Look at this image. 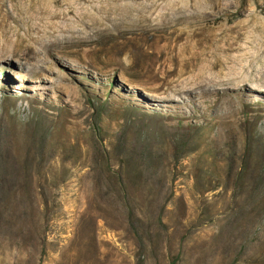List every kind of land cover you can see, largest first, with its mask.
Segmentation results:
<instances>
[{
    "label": "rangeland",
    "instance_id": "374dc122",
    "mask_svg": "<svg viewBox=\"0 0 264 264\" xmlns=\"http://www.w3.org/2000/svg\"><path fill=\"white\" fill-rule=\"evenodd\" d=\"M263 67L264 0H0V264H264Z\"/></svg>",
    "mask_w": 264,
    "mask_h": 264
},
{
    "label": "trees",
    "instance_id": "16d2710c",
    "mask_svg": "<svg viewBox=\"0 0 264 264\" xmlns=\"http://www.w3.org/2000/svg\"><path fill=\"white\" fill-rule=\"evenodd\" d=\"M144 160H146V162H145V165H143V169L149 170L151 168V164L149 162H151V161L148 162L147 159H144ZM124 166H126V169L129 170L131 167L134 166V164H132V162H129L126 160ZM105 168H106L107 173H109L113 177L115 176L114 177L115 182H116L115 184H117L119 186V189L122 192V202H123V206L125 207L128 216L135 217L134 208L128 199V193H129L128 186H127L126 181L123 179V176H121L120 173L116 172L113 168H111L108 165H106ZM173 261L174 260H172V262Z\"/></svg>",
    "mask_w": 264,
    "mask_h": 264
},
{
    "label": "bare ground",
    "instance_id": "6f19581e",
    "mask_svg": "<svg viewBox=\"0 0 264 264\" xmlns=\"http://www.w3.org/2000/svg\"><path fill=\"white\" fill-rule=\"evenodd\" d=\"M213 67V66H212ZM212 67H211V69H212ZM264 68V67H263ZM262 68V69H263ZM260 72H262V75H264V70H262V71H260ZM259 72V73H260ZM244 77H246V76H244ZM247 78V77H246ZM244 80H245V78H244ZM257 85H253V86H251V88H253V90H255V91H260L261 93L263 92L264 93V85H262V84H260V83H256ZM206 86L207 85V83L206 82H204L203 84H199V86ZM200 86V87H201ZM242 87H244V88H246V82H244L243 84H242ZM205 88H208V87H205ZM211 88V87H210ZM233 89H236V92H235V95L236 96H238V95H241V94H243V93H241L240 92V89H242L241 87H237V88H233ZM206 92V91H205ZM208 96H212L213 98H217L218 97V94H216V93H214L212 90H210V92H209V94H208ZM223 97V96H222ZM222 100H224V102H228L229 100H226L225 98H222Z\"/></svg>",
    "mask_w": 264,
    "mask_h": 264
}]
</instances>
